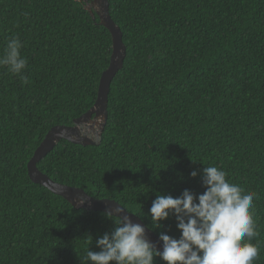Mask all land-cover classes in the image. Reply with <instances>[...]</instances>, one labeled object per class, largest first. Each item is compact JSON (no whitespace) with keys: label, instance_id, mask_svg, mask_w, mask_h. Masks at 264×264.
<instances>
[{"label":"trees","instance_id":"16d2710c","mask_svg":"<svg viewBox=\"0 0 264 264\" xmlns=\"http://www.w3.org/2000/svg\"><path fill=\"white\" fill-rule=\"evenodd\" d=\"M109 2L127 55L111 85L102 143L62 141L38 169L118 203L158 237L179 239L175 216L151 226L152 202L186 189L202 194L203 168L217 166L255 193L254 264H264V0ZM85 6L0 0V54L19 37L29 81L0 67V264H88L87 249L100 251L96 240L115 227L28 174L46 135L94 107L110 66L111 34Z\"/></svg>","mask_w":264,"mask_h":264},{"label":"clouds","instance_id":"9594fccd","mask_svg":"<svg viewBox=\"0 0 264 264\" xmlns=\"http://www.w3.org/2000/svg\"><path fill=\"white\" fill-rule=\"evenodd\" d=\"M23 47L19 37L8 39L0 54V67L28 84ZM198 174L191 172L193 178ZM202 182L205 191L198 196L186 189L180 197L158 194L152 202L151 226L160 228L161 221L175 216L181 232L179 239L160 234L163 251L146 238L144 226L116 207L105 213L114 229L96 240L100 251L87 249L86 262L155 264L154 257H160L165 264H254L260 253L259 245L252 243L259 235L254 219L255 193L230 182L228 173L217 166L203 168Z\"/></svg>","mask_w":264,"mask_h":264},{"label":"water","instance_id":"95a60500","mask_svg":"<svg viewBox=\"0 0 264 264\" xmlns=\"http://www.w3.org/2000/svg\"><path fill=\"white\" fill-rule=\"evenodd\" d=\"M85 4V9L94 18L100 19V26L107 29L112 37V55L109 68L102 74L98 90V98L94 107L84 116L74 121L72 127H55L47 135L42 144L36 150L32 160L28 164V174L34 184L49 190L52 194L63 198L75 209L102 212L121 207L111 200H96L83 190L57 184L38 169L42 162L62 141L70 142L82 147H99L108 122V104L111 85L117 74L123 69L127 50L123 44V34L114 23L110 15L109 0H73ZM84 202L81 204L80 201ZM125 210V209H124ZM125 214L132 217L135 223H139L146 229V238L163 251V242L153 233L137 216L125 210Z\"/></svg>","mask_w":264,"mask_h":264}]
</instances>
